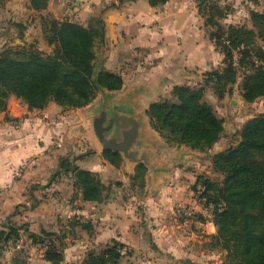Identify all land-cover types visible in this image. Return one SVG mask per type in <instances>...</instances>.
<instances>
[{
  "label": "crops",
  "instance_id": "crops-1",
  "mask_svg": "<svg viewBox=\"0 0 264 264\" xmlns=\"http://www.w3.org/2000/svg\"><path fill=\"white\" fill-rule=\"evenodd\" d=\"M7 3L17 9L14 12L20 17L17 21L24 22L27 29L25 36H20L21 44L28 40L33 27L39 29L42 40L41 25L31 23L40 12L31 7L30 0ZM46 12L84 25L99 16L105 34L103 41H96L98 60L101 59L104 69L120 73L124 81L119 89L104 97L97 91L92 102L82 107H63L51 102L43 109H29L22 99L11 95L7 109L0 110V230L6 228L7 217L19 205V212L12 219L16 223L31 222V229H48L54 222L57 228L62 226L59 217L89 213L97 218L94 224L97 242L109 244L117 239L132 250L145 242V236L137 231L139 227L132 230L144 218L150 225V231L146 232H153L155 249L169 250L176 258L188 255L189 248L184 255L173 249L183 239L172 233L171 224L177 223L171 220V213L177 212L174 204L188 207L195 203L197 207L192 206L195 210H200L205 218L211 217L209 211L198 209L202 202L191 187L201 174L191 167L199 151L188 146L171 148L167 139L152 127L147 110L152 102L171 97L176 85H200L206 72L222 66V55L209 37L196 0H167L160 5H152L149 0H49L42 13ZM104 99L110 112L133 115L141 122L138 148L147 152L148 165L144 186L138 190L139 198L137 189H133L131 199L126 200L130 191L120 188L116 192L111 189L103 201L84 200L75 191L70 175L58 176L46 186L64 156H81L76 163L97 172L107 185L118 186L117 183L127 182L126 177L132 179L140 163L123 157L122 164L115 166L103 156L104 149L93 129L84 125ZM21 166L23 169L17 175ZM108 173L117 176L114 182L105 181ZM33 184L40 186L33 189ZM132 185L137 186L133 181ZM32 195L39 200L34 209L28 207ZM139 205L143 207L141 212ZM99 210L101 214L95 215ZM206 221L212 225L208 232L214 233L211 218ZM183 224L186 226V219ZM40 255L43 264H51ZM164 257L146 255L139 264H158ZM187 257L193 258L192 254ZM11 258L7 260V252H3L0 264H12ZM29 258L36 261L35 257Z\"/></svg>",
  "mask_w": 264,
  "mask_h": 264
},
{
  "label": "trees",
  "instance_id": "trees-1",
  "mask_svg": "<svg viewBox=\"0 0 264 264\" xmlns=\"http://www.w3.org/2000/svg\"><path fill=\"white\" fill-rule=\"evenodd\" d=\"M48 1L30 0V4L40 12L43 39L53 50L45 53L31 43L0 50V110L7 109L11 95L22 99L29 109H43L51 102L82 107L92 101L98 87L112 90L123 85L120 73L104 68L95 70L96 41H103L105 34L103 20L96 16L84 25L42 13ZM166 1L149 0L152 5ZM197 1L210 39L224 54L222 66L206 72L200 85H176L171 97L152 102L147 112L153 127L169 143L177 139V143L192 149L210 152L222 137L225 125L206 97L207 88L212 87L221 99L232 91L241 75L240 90L245 101L264 96V46L259 43V39L264 40V11H251L253 27L225 25L221 18L226 16V6L216 0ZM103 156L117 167L123 162L119 152L104 149ZM80 157H61L58 170L46 186L58 176L70 175L75 191L84 200H105L112 186L105 184L97 172L80 167L76 163ZM212 168L222 174V181L202 173L194 185L204 205L211 207L210 218L216 227L209 241L211 246H219L225 253L221 264H264V112L246 121L236 144L212 155ZM146 170L144 163L137 166L136 173L131 175L133 184L144 186ZM199 184L204 187L202 191L198 190ZM39 186L33 184L32 188ZM38 201L32 195L28 207L34 209ZM19 206L7 217L6 228L0 230V256L7 243L17 240L25 230L30 232L32 244L45 248L46 260L51 264L62 262L65 257L59 244L61 234L46 228L32 230L30 222L16 223L12 218L18 214ZM199 216L202 221L207 220L202 213ZM70 224H80L90 235L95 232L90 220H72ZM123 247H127V254L131 253L127 244L114 239L99 251H89L83 264H123ZM11 259L12 264L29 263L22 255H13Z\"/></svg>",
  "mask_w": 264,
  "mask_h": 264
},
{
  "label": "rangeland",
  "instance_id": "rangeland-1",
  "mask_svg": "<svg viewBox=\"0 0 264 264\" xmlns=\"http://www.w3.org/2000/svg\"><path fill=\"white\" fill-rule=\"evenodd\" d=\"M216 1L223 6H226V16L221 18V22L225 25L234 23L239 25L246 24L250 27H253L251 21V11L253 9L258 11H264V0H216ZM7 2L8 0H0V50L7 48V46L18 47L20 45H29L31 43L32 45H35L40 49H42L45 53L52 52L53 47L47 44V42H45L43 38L42 40H40L38 36V34H40L39 29L36 30L35 27L30 29L31 32L27 37L28 40H26L24 44H21L20 39L23 38H21L20 36L24 35L25 30L27 29H25L26 27L24 25V22L19 23L17 21V19L20 18L18 15L14 14V12L17 9L13 10L12 8H10ZM196 2H197V9L199 11L198 1L196 0ZM47 13L50 12H46L45 14ZM30 19L31 16H29L27 20L29 21ZM203 19L205 22L204 17ZM35 21L36 24H38V26L41 25L42 28L40 14L37 16V19L35 17L31 19L32 24H35ZM259 43L264 46L263 39H259ZM221 55L223 59L224 54L221 53ZM241 79L242 76L240 75L237 82L232 85V91L230 93L229 92L226 93L225 97L221 99L215 94L212 87H208L206 90V97L214 104L218 114L224 119L225 130L220 140L214 145L213 149H211L210 152H203L198 150L199 151L197 154L198 158H193L191 167L194 168V170L196 169L195 171H197V173H201V174L204 173L218 181H222L223 176L222 174L215 172L214 169L212 168V155L216 152L215 150H221L236 144L240 139V133L246 121L251 117L264 112V96L252 102L245 101L240 90ZM232 100L233 102H231ZM174 141L175 142L169 143L171 148L179 147L180 149H186L185 144L177 143V139H174ZM115 177L117 176L114 173H108L104 177V179L106 182L109 181L114 182ZM126 179L127 182L125 184H123L124 183L123 181L121 185L118 186L111 184L112 189H114V192H116L117 189L120 188L124 190L128 189L130 191L129 192L130 195V193H132L131 190L137 189L136 198H139L141 194L138 192V190H140L141 186H139V184H137L138 187L133 186L132 179H130L129 177H126ZM194 185L195 184H191V187L195 191ZM131 196L132 195L126 197V200L131 199ZM200 202H202V200H200ZM174 205H175L174 209H176L177 212L171 213L172 215L171 220L172 221L174 220L173 222H176L177 224L174 225L173 223L171 224L173 229L172 233L176 238L181 237L183 241L181 242L178 241L177 242L178 244L174 245L173 249H175V251L178 252H183L184 255L185 254L184 252L189 248L187 250L189 253L188 255L192 254L193 258L190 259L189 257H187L188 255H184L182 258H176L175 255H172V252H170L169 250L167 251L161 250L159 252L157 249H155L153 245H157V244L153 241V238L151 239V235L153 232L150 233L146 232L148 229H149L148 231H150V225L144 218H141L139 220L138 225L135 224L134 229L132 230L134 231L136 227H139L137 231L141 232L142 235L145 236L144 238L145 242L143 241L142 244L138 243V249L137 248L132 249L131 253L127 254L126 252L124 257L122 258L123 264H139L140 263L139 261L145 258L146 255H157V256L164 255L165 260L160 259L158 264H185V263L221 264L222 260L225 257V253L220 249L219 246L216 247L211 246V243L209 242L211 241V234L208 231L209 229H211L212 225L207 221L201 220L199 216L201 213L200 210H195V208L192 207L195 205V203L189 204L191 206L188 207L182 205L180 206L178 203ZM195 207L197 206L195 205ZM200 207H202L201 209H203L206 212L209 211L208 213L211 212V207H206L203 202L199 205L198 209H200ZM137 208L139 209V212H141L143 209V207L142 206L140 207V205ZM188 208L190 209V211H192L191 214H187V212H184ZM100 212H101L100 210L97 211L95 215L101 214ZM140 215L142 214L140 213ZM59 218H61L59 224H61L62 226L54 228L55 227L54 225L55 222H54V224H52V226L48 228L51 231L55 230L61 234V238L59 239V244L64 252L65 258L59 264H83V261L86 258L89 251L93 249L99 251L106 245V244H102V242L96 241L97 236H94L96 232H94L93 235H90L87 233L85 229L81 227L80 224H76V225L70 224L72 220H76V221L90 220L92 221L93 224H95V220L97 218L92 217L91 214L89 213L79 214L77 212L72 214L70 213V216L66 214V216ZM185 219L187 220L186 226L185 224H183ZM207 219L210 218L208 217ZM178 222L180 223V226ZM204 222H206L205 225L201 226V223ZM32 230L40 231V227L33 228ZM29 234H30L29 231L23 230L21 231V236L17 240H11L7 243V246L3 251L4 253L7 252V260L9 259V257H12L13 255L17 254L28 258V261L30 262H33L34 260H29L30 259L29 257H35L36 261H34L33 264L45 263L39 260L42 258L40 254L44 255L45 248L39 245L32 244L31 239L28 237ZM63 234H65V236L62 237ZM205 238H207V240ZM66 256H68V258H66ZM178 257L181 256L178 255Z\"/></svg>",
  "mask_w": 264,
  "mask_h": 264
},
{
  "label": "water",
  "instance_id": "water-1",
  "mask_svg": "<svg viewBox=\"0 0 264 264\" xmlns=\"http://www.w3.org/2000/svg\"><path fill=\"white\" fill-rule=\"evenodd\" d=\"M102 68L100 59L97 61L95 70L98 72ZM115 90L117 89L109 90L103 86L98 87V92L103 97L109 91ZM84 125L93 129L103 149L119 152L122 157L132 163H144L145 166L146 164L148 165L147 152L140 151L138 148L140 144L139 138L141 122L137 117L120 113L119 111L110 112L104 99L97 112L92 118L88 119ZM161 136L163 135L161 134ZM189 153H191V151ZM184 154L188 153H183V155Z\"/></svg>",
  "mask_w": 264,
  "mask_h": 264
},
{
  "label": "built area",
  "instance_id": "built-area-1",
  "mask_svg": "<svg viewBox=\"0 0 264 264\" xmlns=\"http://www.w3.org/2000/svg\"><path fill=\"white\" fill-rule=\"evenodd\" d=\"M22 169H23L22 166H21L20 168H18L17 171H16V174L19 175V174L21 173ZM203 189H204V187H203L201 184H199V185H198V190H199V191H202ZM200 200H201V199H200ZM185 212H187V214H191L192 211H190V209L188 208ZM126 251H127V247H123V248L121 249V252H122V253H126Z\"/></svg>",
  "mask_w": 264,
  "mask_h": 264
}]
</instances>
